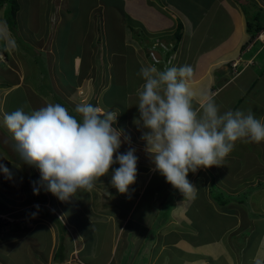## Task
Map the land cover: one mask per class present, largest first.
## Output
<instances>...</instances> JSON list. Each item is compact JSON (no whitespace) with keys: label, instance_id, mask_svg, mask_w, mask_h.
Segmentation results:
<instances>
[{"label":"crops","instance_id":"crops-1","mask_svg":"<svg viewBox=\"0 0 264 264\" xmlns=\"http://www.w3.org/2000/svg\"><path fill=\"white\" fill-rule=\"evenodd\" d=\"M66 1L57 2L58 8L66 9L61 18L75 14L69 8H64ZM117 1L121 3L116 5L114 0H91V3L88 1L87 4L78 5V11H86L80 28L75 27L76 30L72 31L80 33L76 41L80 40L76 46L65 44L63 55L59 56L52 39L60 25H55L53 37L50 38L41 30V0H18V21L24 8L30 11L33 20V23H27L26 26L20 24V36L25 43L30 42L37 53L46 55L47 61L42 59L40 62L47 69L41 67L38 71L42 73V68L47 70L49 84L45 86L46 92L40 90L39 86L35 90L34 86L28 83L25 85L23 79L15 85H19L17 90L23 96L26 97L29 93L32 95V105L36 104L32 109L46 106L47 103H61L73 112L77 104L91 103L104 110L117 111L119 115L113 127L123 132L119 152H126L130 147L135 149L138 158L136 182L127 193L121 194L112 186L111 176L106 175L95 182L91 191H80L67 202L60 201L42 186L46 201L42 200L40 194H34L30 183L24 184L25 174L18 166L23 162L18 155L12 156L15 158L13 162L8 161L11 159L8 153L13 150L14 142L3 126L1 116L0 128L9 133L1 136L4 142H0V146L5 150L4 156L1 155V163L13 175L8 179L0 172V197L7 202L2 207H14V211L7 213V218L15 226L9 227L8 221L0 222L10 228H7V232L4 230L6 228L0 227V259L6 260L14 255L16 261L13 259L14 262L11 263L7 260V264H123L124 255L131 243H135L138 249L140 245H145L151 234L153 237L154 234L162 236L161 234L172 232L176 241L161 246L159 252L157 248L160 243H155L147 264H213L214 261L219 264H264V245L261 247V242L255 248L252 247L253 253L249 258H246V251L243 250L246 241L238 246L237 240L243 237L241 231L238 233L242 226L237 229L235 225L223 223L216 231V220L211 218L209 221V216L205 218L201 215L206 222L203 227H199L187 214L191 209L190 203H187L192 199L190 196H183V199L181 195H173L170 199L173 194L171 191L175 188L164 177L152 185L151 176L158 172L145 151L146 144L141 139L144 130L134 123V120L139 119L136 91L143 82L137 73L141 66L146 65H155L160 69L173 65H190L193 75L189 80V87L194 92L210 94L222 113L229 109L245 112L251 110L258 119L264 118V42L257 39L259 33L252 38L247 32L244 5L240 4L241 1L234 0L210 2L209 11L227 8L225 12L231 19L235 15L232 32L227 35L223 31L217 40L212 37V30L221 28V24L216 21V11H211L213 16H206L204 10L200 18L192 20L188 9L170 1ZM258 2L264 4V0ZM66 6L68 7L67 3ZM179 24L183 26L180 40L176 38ZM45 45L46 50H43ZM19 48L25 50L20 44ZM35 63L39 64L37 60ZM235 63L237 67L233 66ZM27 79L28 82L31 78L27 75ZM27 102L30 103L28 100ZM2 109L5 114L17 108ZM260 149H264V142L238 141L231 156L229 154L230 157H226V169L217 171L215 167L212 170L207 168L208 172L217 173L218 183L212 182L209 187L206 180L200 179L206 182L205 207L209 213L211 211L210 215L229 212L225 208L234 207L232 202H237L236 205L242 210L248 206L252 208L255 201L258 202V208L264 207V150ZM246 169L250 170V174L253 171L255 175L263 172V175H258L259 182L256 185L251 181L248 184V179L241 177L246 175ZM112 171L108 175H112ZM199 176L202 177L203 173L197 170L195 173L189 172L187 179L195 185ZM231 177L239 179L232 184ZM175 190V193L179 192ZM236 190L245 194L238 197L225 194L226 191ZM167 204L176 215L161 219L163 208ZM70 206L75 210L69 209ZM193 206L197 208L199 201L196 200ZM31 208H37L36 214L31 212ZM28 211L31 214L22 215ZM51 213L58 217L67 230L63 243ZM256 213L258 216L250 219L234 217L238 226L242 220H248L243 222L246 223L247 230L257 221L255 218L261 217L260 209H256ZM224 220L230 222L228 217L219 221ZM40 227L43 228V234L34 233ZM228 231L229 235L236 233L234 242L222 240ZM33 234L32 239L30 236ZM69 234L73 238L71 237V244L66 248ZM45 237L50 241L49 247L46 251H38L39 241L41 243ZM24 241L28 245L22 249ZM61 245L64 246L62 250ZM169 246L177 247L184 259L182 263L171 261L173 256L165 254Z\"/></svg>","mask_w":264,"mask_h":264},{"label":"clouds","instance_id":"clouds-1","mask_svg":"<svg viewBox=\"0 0 264 264\" xmlns=\"http://www.w3.org/2000/svg\"><path fill=\"white\" fill-rule=\"evenodd\" d=\"M137 75L143 82L136 91L139 119L134 123L144 130L141 139L155 171L184 196L194 198L197 191L187 179L189 172L221 165L238 141L264 142V118L251 110L222 113L210 94L189 87L190 65H146ZM118 115L91 103L77 104L73 112L61 103H47L28 112L17 108L5 113L3 126L19 159L39 170L34 194L44 186L67 202L80 191H91L114 165L119 166L112 171L111 184L119 193H127L136 182L135 149L119 152L123 132L113 127ZM0 172L12 178L2 163Z\"/></svg>","mask_w":264,"mask_h":264},{"label":"rangeland","instance_id":"rangeland-1","mask_svg":"<svg viewBox=\"0 0 264 264\" xmlns=\"http://www.w3.org/2000/svg\"><path fill=\"white\" fill-rule=\"evenodd\" d=\"M81 2L79 3V0H67L65 2V7L64 8H69L70 11L73 13L75 12V14L71 17H68L67 15H65L64 17L61 18L62 14H65L66 9H62V8H58L57 6V2L58 0H41L40 3V11H42V13L40 14V23H41V30L44 34L49 35L50 38H52L54 32V27L55 25H60V27L58 29H56L55 32V37L52 39L55 43L54 46L55 47V52L57 54H59V56L63 55L64 52V46L65 44H69L72 46H76L77 43L79 42L80 39H78V41H76V37L80 34L77 32H72L73 30L75 31V27H77L78 29L80 28L79 25H81L84 20H85V15H86V11L85 9H81V11L79 10V6L87 4L88 1L91 0H80ZM166 1H170L171 3L178 5L179 7H184L186 9H188V11H190V15L192 17V20H195L197 18H200L201 14L204 13V10H206V16H213L212 12L217 13V17H216V21H218L219 24H221V28L217 27L214 28V30H212V37L213 39H220V36L222 35L223 31L224 33H226L227 35L229 33L232 32L233 28H234V22H235V15H232V19L230 17L229 14H227V12H225V9L227 8H220L218 10L216 9H212L211 11L208 10V8H210V2L212 0H166ZM218 1V0H217ZM235 2H240V4L244 5V9H248L249 7H262L264 9V7L262 5L261 2H258V0H234ZM66 3L68 5V7L66 6ZM121 2L114 0V4L119 5ZM261 3V4H260ZM256 5V6H255ZM90 6V5H89ZM24 12L22 14V16L20 17V21H16L17 24V32H15L14 30L11 29V27L8 25L7 23V19H6V15H5V9H0V55H1V59H0V117L4 115L3 113V109H5V107L7 108H24V110L26 112L33 110L31 107L32 105V95L29 93L26 97L23 96L22 92L18 89L19 85H15L17 84L21 79H23V81L25 82V85H27V83L31 86H34V89L37 90V87L39 86L40 90L42 89L43 92L47 91V88L45 86H48L49 82L47 79V75H46V71L44 69H47V67H45L44 69H42V73H40L41 71H38V68L43 67V64L38 61L39 64L35 63V58H33V56L31 55V51H27L30 49L31 43H25V41L21 38L18 27H20L22 24L23 26L28 25L27 23H33V20H31V16L32 15L30 13V11L28 12L25 8H24ZM32 12V11H31ZM245 14V13H244ZM254 14H251L249 16H253ZM246 17V22L248 17L245 15ZM59 18H61V22L59 23ZM96 20H98L99 18H95ZM219 20L221 22H219ZM209 21V20H208ZM217 23V24H218ZM95 24V23H94ZM95 26V25H94ZM223 26V28H222ZM230 26V27H229ZM229 27V28H228ZM50 33V34H49ZM18 37L21 41L24 42L25 46V50L23 51L19 48V44L17 42ZM47 45H45L44 48H42L43 50H46ZM41 49V48H39ZM41 49V50H42ZM6 51L7 52V56L4 55L2 52ZM35 56V55H34ZM42 57V59L44 61H47L46 59V55H40ZM37 59L39 60L40 57H37ZM260 67L261 65L258 64ZM27 75L29 76V81L27 82ZM42 86H44V88H42ZM31 88V87H30ZM32 90V89H30ZM27 98V99H26ZM8 99V101H7ZM27 100L31 103H28ZM7 101V103L5 104V102ZM2 120L0 119V127L2 126ZM3 133L5 135H9V133L7 132H3V130L0 128V138L2 141L0 142H4L3 141ZM5 146V145H3ZM260 150H264V149H260ZM13 150H10V152L8 153V156H11V159L8 160L9 162H13L14 161V157L12 156H17L16 152H12ZM13 153V154H12ZM5 154V150H3V147L0 146V163L3 162L1 155L4 156ZM231 156V154H230ZM227 156V157H230ZM12 160V161H11ZM262 160V159H261ZM7 161V160H6ZM227 163L228 160L227 158H225L221 165L219 166H213L216 168L217 171H220L221 169H226L227 168ZM234 163V162H233ZM18 165V164H17ZM19 169L21 171H23V173L25 174V178H24V184L28 185L30 183V185L32 186L31 188L34 187L33 183H38L40 181V173L39 170L34 167V166H29L28 164L22 163L21 165L19 164ZM119 165H114L113 169L118 167ZM12 168H15L13 166H11ZM211 167L209 170H212ZM110 169V170H113ZM109 170V171H110ZM209 170L205 169V168H200L198 169L199 173H203V176H199L198 179L196 180V184H192L194 185L197 189H199L198 191H196L195 197L193 198L192 196H190L191 200L187 201V203H190L191 209L190 211L187 212L189 218H191L194 223L199 226V227H203L204 223L206 222V219H204L202 216H204L205 218H207V216H209V221L211 220V218H213L214 220H216L215 224H216V228L215 230L217 231L218 228L220 227L223 223H226L227 225H235L237 226L236 228L239 229L241 226V230H239L238 233H240V231L243 233V237H239V240H237V244L240 247L242 245V243L245 244V247L243 250L246 251L245 255L246 258L251 257L252 255V247L255 248V245H257L259 242H261V247L264 245V207H260L258 208V202H254L252 208H250L249 206L244 208L243 210L237 206V202H232V205H234V207L232 208H225V209H229V212H223L220 214L214 213V215H210L212 214L211 211L209 213L208 210H206V205H207V200L205 197V191L207 190L206 188V182L209 183V187L212 186L213 183H216V177H217V173H212V172H208ZM202 171V172H201ZM18 173V172H17ZM246 173V175H242L241 177L243 179H248V184L251 182H253V185H256L259 181L258 179V175H263V172H259L258 175H255V173H253V171H251L252 174H250V170L246 169V172H244V174ZM250 174V176H249ZM34 176V177H33ZM107 176H111L110 174ZM163 176H161L159 173L155 174L153 176H151L152 178V185H155V183L162 179ZM264 178V176H263ZM110 179V178H107ZM200 179H204L206 180V182H204L203 180ZM239 177H231V181L232 184H235L238 181ZM213 182V183H212ZM212 183V184H211ZM244 184V183H243ZM226 190V189H225ZM175 189L171 192H173L172 196H170L172 199L174 196H178L181 195L180 197L184 199V195L179 191L177 193H175ZM230 191V190H227ZM226 191V195H229L231 197H235L238 195L243 196L245 193H241V192H237L239 190H236L235 192H227ZM209 192V191H208ZM39 194L41 195V197L43 198V200H46L45 195L43 194V187L40 186V190H39ZM174 195V196H173ZM40 197V198H41ZM189 197V196H187ZM236 197V198H237ZM198 200L199 201V206L197 208H194V203L195 201ZM186 202V201H185ZM7 202H5L4 198L0 197V222H5L8 221L10 222L9 227L11 226H15L11 220H9V218H7L9 212L14 211V207H2L4 205H6ZM40 209V208H39ZM71 210H75L72 208V206H70ZM219 209V207H218ZM224 209V210H225ZM257 209V211L260 209L261 211V217H257L255 218L257 221L253 222L250 226V228H248L247 230H245V226L246 223L243 222H248V220H242V222L240 223V225L238 226L237 220L234 216H240V217H248V219H250L251 217L254 218V216H258L257 213L255 214V210ZM42 210V209H41ZM176 211V209H175ZM27 214H31L30 211H28L27 213H24L22 215H27ZM139 214V213H137ZM173 215H176V213L173 211V209H166L163 211V214L161 215V219L163 218H172ZM153 217V216H152ZM228 217L229 221H222L220 222L219 220L222 218ZM151 218V217H150ZM149 218V219H150ZM200 218V219H198ZM0 224L1 228H6L4 230H6L8 232V229L10 230V228L8 226H5V224ZM85 227V226H84ZM8 228V229H7ZM43 229L42 227H40L37 231H35L34 233H37L39 235L43 234V231L41 230ZM253 229V230H251ZM162 236H159V234H154L152 237V234L150 235L151 238L149 237V239L147 240V242H145V245H140L138 247V249H136V245L135 243H131V246L128 250H126V255H124V259H123V264H126V262L129 264H147L148 262V258L153 250V246L155 243H160V245L157 248V252H159L161 246L163 245H167V244H171V242H175L176 240L174 239V234L172 232L169 233H164L161 234ZM149 236V235H148ZM235 236L236 233L232 232L229 235V231L225 234V237L222 238L223 241H227V239H229L230 241L234 242L235 240ZM34 237V234L32 236ZM72 235L69 234L68 236V242L66 245V248L68 246H70V239H71ZM61 241L62 240V234L60 237ZM73 238V237H72ZM257 238V239H256ZM258 238H260L258 240ZM66 239V236L65 238ZM40 240V239H39ZM228 240V241H229ZM257 240V241H256ZM65 241V240H64ZM256 241V242H255ZM49 239L48 238H44V240H42V242L40 243L39 241V246L37 248L38 251L41 250H45L49 247ZM28 244H26V242L24 241V246L21 247L22 249H25L27 247ZM2 249V247H0ZM20 248V249H21ZM165 254H170L173 256V259L171 261H177L182 263L181 261H184L182 255L178 252L177 247H172L169 246L166 248L165 250ZM37 252V251H35ZM140 253V254H139ZM61 254V253H60ZM143 254H145L146 256H144ZM168 258L169 256L166 255ZM13 259L16 261V258L14 255H11V258H7L6 260H2L0 259V262L7 264V260H9L11 263H13ZM28 262V258L26 257L25 259ZM184 263V262H183ZM172 264H177L172 262ZM213 264H219L218 262L214 261Z\"/></svg>","mask_w":264,"mask_h":264},{"label":"trees","instance_id":"trees-1","mask_svg":"<svg viewBox=\"0 0 264 264\" xmlns=\"http://www.w3.org/2000/svg\"><path fill=\"white\" fill-rule=\"evenodd\" d=\"M3 8L5 9V15H6V19H7L8 25L11 27L12 30L17 32L16 31L17 30L16 21H17V14H18V12L20 10V5L18 3V0H0V9H3ZM243 10H244L245 15L248 17L247 22H246L247 32L252 36V38H255L258 33H260L261 31H264V9L262 7L260 8V7L256 6V7H249L246 10V9H244V6H243ZM251 14H254V15L251 17V16H249ZM182 30H183V26L181 24H179L177 32H176V38L178 40H180L181 37H182ZM17 42L21 46H23L25 48L26 45L24 44L23 41H21L19 39V37H18ZM27 51H31V55L37 61H41L42 60V57L40 56L41 53H37V51L35 49H33L32 47H30V49L27 50ZM3 52L7 56V52L6 51H3ZM37 57H40V59L38 60ZM43 68H45V67H43ZM46 74H47V70H46ZM33 185H34V183H33ZM166 209H171V206H169V204L165 205V207L163 208V211L166 210ZM227 210L229 211V209H227ZM35 211H37V208H31V212L32 213L36 214ZM52 214L53 213H51V215ZM51 218H52V220H55L56 224L58 225L60 233L62 234V240L64 242V240H65L64 239L65 238L64 235L67 234L66 228L61 223V221L58 219V217H56L55 215H52ZM63 247L64 246L61 245L60 249L62 250Z\"/></svg>","mask_w":264,"mask_h":264},{"label":"built area","instance_id":"built-area-1","mask_svg":"<svg viewBox=\"0 0 264 264\" xmlns=\"http://www.w3.org/2000/svg\"><path fill=\"white\" fill-rule=\"evenodd\" d=\"M257 39L264 42V32L260 33V35L257 37ZM0 59H1V55H0ZM233 66L237 67L238 65H237V63H235Z\"/></svg>","mask_w":264,"mask_h":264}]
</instances>
